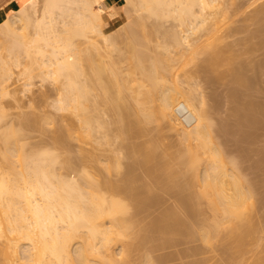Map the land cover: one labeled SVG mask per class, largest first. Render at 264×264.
Segmentation results:
<instances>
[{"label":"bare ground","instance_id":"obj_1","mask_svg":"<svg viewBox=\"0 0 264 264\" xmlns=\"http://www.w3.org/2000/svg\"><path fill=\"white\" fill-rule=\"evenodd\" d=\"M242 1L243 0H241V1L234 0V2H233V0H123V4L121 5V9H123L124 14L127 13V14H129L130 17H132L131 19L124 21V20L119 19L120 17H119V12H118V6H116L114 4V2H112L111 0H7V2L2 4V6L0 7V49H2L3 52L6 49L5 50V56H7V57H4V55L2 56L0 54V96L1 97L7 96V95L12 93L11 92L12 90L10 89V82H11L10 79L12 80L13 75L15 74L14 73L15 71H13V69L17 70L14 68V66L20 67L22 65V61H21L22 52L23 53L26 52L25 55H27V58H28V56L30 57V56L34 55L32 64L30 65V63H29V65L24 66V69L21 70L22 72H19V73L24 74L25 77H27V80H26L27 82L25 81V83L28 84V88L31 84H33V78L35 77V75H37L34 72L36 69H38L39 73L38 72L37 73L39 74V77L40 76L42 77V79L43 78L46 79L47 77L48 78L51 77V79L53 78V79H57V80L61 79L62 81L64 79V81L62 82L63 84H61L63 86H62V88H60V89H62V91L60 90L61 92L59 93V95H57L59 97L57 98V96H56L57 99H54V100H56V104L55 103H52V104L53 105L55 104V106H54L55 109H58L60 112H61V110L62 111L66 110V112H67V110L68 111L72 110L71 111L72 113L73 112H74V114L77 113L76 118H78L77 116L80 115L81 116V122H82L81 126L84 127V130L83 129H80V130L82 131V133L84 132L83 134L87 135V137H88V135L92 136L94 134V131L96 130V125L93 124L91 117L89 115V112H88L90 110L91 105L93 104V103L91 104L89 102L90 97H91L90 92L93 93V91H90L88 88V84H87L88 78L87 77H89V80H91V81H92V79L90 78L91 73L94 74L95 77H97L96 83L99 84V87H101L103 89V90L102 89L101 90L105 94H106V92L108 93V95L110 96V97H108L109 100H114L111 98H115V100L118 101L117 102L114 100L113 101L114 103L111 101L112 102L111 104H114V107H112V108L113 109L116 108L115 105H117L119 110L118 109H116V110H118V111H120L123 106H126L125 105L126 102L124 103V105L121 104L122 100L123 99L125 100L126 98L121 97V99L123 98L121 100V102H119V100H118L120 95L122 94V96H123L124 93L122 92L119 95H114L111 97L109 92L113 93L115 88H117L116 89L117 92H118V89H119V92L123 91V89L125 87L128 88V86H130L134 82L129 84V82H127L126 80L124 81L125 78L122 79V82L120 81L121 79L119 80L118 75H120V71L118 70L119 69L118 65H116L118 61L116 62L112 58H111L112 61H110L107 64H105L104 62H99V61H98L99 64H96V63L94 64L93 63L94 59L92 57H89L92 54L91 52L96 51L99 55H101L103 53V51H106L107 54L109 51L110 52L112 51V53H114V51H116V49H118V48H116L118 46V45L116 46V44L118 42L117 39L119 37H122V35H124V34L136 35L135 29H137V28H135L133 26L134 21H136L137 19L143 20L145 18H155L156 20L158 19L157 21L153 20L154 24L152 22L151 25H154V26H152V28L154 29V31H156V33H158L156 35L160 36L159 32L163 34L162 36H160V38L162 37L163 41L160 39V40H158L160 42L157 41L158 42L157 43L155 41L156 44H154L153 46H150L151 43L148 41L149 39L147 40L149 44H147V42L145 41L149 37L146 34L145 35L147 37L139 31V33H141V35H144L146 38L144 36H140L138 33L136 36L131 35L133 37V39L134 38L136 39L139 36L143 37V38L142 39L138 38L141 40L140 42H137L138 39L136 41L131 40L132 41L131 42L132 45L130 43L131 47L135 46L134 47L135 51H133L134 50L133 49V50H131V52L133 51L132 54L134 53L133 55H135V57H132L133 56L132 54H131L132 56H128V57L135 58V59L133 60L132 67L129 65V63H132V59H131V62L129 61L128 65L130 66V68H129L130 70L129 69L128 70L130 71V75L133 77V80L134 81L137 80L135 83H138V86H140L141 89L144 86L146 88H144V90L142 91L141 89H139V87L137 89V84H136L135 85L136 87L132 86L133 89H131L132 87L130 86L131 88L129 87V90H133L132 91L133 93L137 92V94H138L137 97L135 95L136 93H134L133 96L136 97V102L141 104L139 108L144 107V109L142 108L143 111H141V113L143 112L142 113L143 115L145 112L144 110L146 109V107L144 106L143 103L146 102V104L148 105L149 102H155L154 104H156V107H157V108L155 107L156 110L153 107L154 111L153 110L149 111V109H151V108H149V106H147L148 112H149L148 114L149 115L151 114L152 117L154 116V118H152V119L154 120L156 117H158L159 119L161 118L162 120H166L169 123V125L180 136L179 137L180 142H183V143H186L187 141L189 142V143L187 142L188 144L186 143V145H187L186 153L184 151L180 154L184 153L185 157L190 158L189 159L190 161L189 160L186 161L187 163L189 162V164H188L189 167H186V166H184V167H186L187 169H189L191 167V169L193 171H194V169L197 170V171H195V173L197 172L196 173L197 174L196 177L198 176L197 179L202 178L201 181L203 182L202 183L203 186L200 184L201 185L200 187L201 188L204 187L201 190V193L204 196L203 195H201V196H203V197L207 196L206 198H208L209 202H211L210 204L209 203L208 204L209 205L213 204L215 206V208H213V209H215V210L216 209L221 210L222 216L224 215V218H227V223H228V220H231L234 223L235 218H237L236 219L237 222L239 219L241 221L244 220V222H245V219H243V218L245 216H247V214H248L246 211L247 210L250 211V207H248V206H250V202H249L250 198L252 197L251 199H253V195L255 194V193L253 194V190L251 189L254 186H250L248 179H247V182H248L247 183L245 177H243L244 179L242 178L240 181L241 176L239 174H238L239 176L237 174L235 175V173H233V170H232V172H228L226 170L227 165L225 167V160L226 159H224V158L226 157L225 153L228 154V152H225L227 150L225 149L224 146H223L224 147L223 148L215 140L217 146L214 144L216 147L214 145H212L215 148L214 147H213L214 149L211 148L212 146L209 143L214 142L213 141V139H214L213 128H214V123H215L214 119L215 118L212 114L214 106L211 107V108H213L211 111V109H210L211 105L210 106L208 105V103L210 101H207V97L205 99V95H203V94H205V91H203L205 89L201 90L202 92H204L203 94L200 92V94L203 95L202 96V95H199V92H197L196 87L192 86L193 88H196V89H191L192 87L189 88V86L187 85L189 83V81H184V79L186 77H188L190 79L191 78L190 77L191 75L189 76L190 73L186 74L184 79H183V77H181L182 74L180 73L181 74L180 75L178 72H177L178 74H176V76H174L175 75L174 68L176 67V65H175L176 60L178 61V58L180 56L184 55L186 48L189 50L192 47L196 51V49L198 48L194 45L196 42L199 43L200 41H202V42L206 41V42H204V44L205 43L209 44V45H206L207 48L209 46L210 47L212 46L211 50L213 47H215L212 54L209 53L210 55H212V57L215 54H216L215 55L216 57H218L217 56L218 54H219V56H220V54H223L222 53L223 50H221L223 48L219 49L221 46L220 47L216 46L217 44L219 45V42H222V41H220V39L222 37L224 38V34L221 33L222 36L219 35L220 34L219 31L221 30L220 27L223 25L222 23H223L224 19L226 20V19H228V17L230 19V16H231L230 12L234 13L236 11L237 13L236 12L235 13L237 16V14H239L245 10V9L243 10V7H242L243 4L242 3L246 4L249 1L248 3L250 4V2L252 0L251 1L248 0L247 2H246V0L244 2H242ZM255 1L256 0H253L252 3L254 4ZM258 1H260V0H258ZM232 2H233V4H235V2H237L235 6H237V5L240 6V9H237L240 11L239 13L237 10L234 11L233 8L236 9V7L233 6V8H232V5H233ZM238 2H240V3L238 4ZM260 2H261V5H259ZM260 2L257 3V1H256V4H258L257 7L260 6V8H258L257 10H254L255 13H254V16L252 15L253 18L258 19L262 15V19H264L263 18L264 17V14H263L264 13V4H262L264 2H262V1H260ZM240 4H242V5H240ZM250 5H246V6H248V8H249ZM237 8H238V6H237ZM231 9H233V10L231 11ZM250 9L253 10V8H250ZM250 12H252V14H253V11H250ZM133 13H134V16H133ZM235 13H234V15H235ZM242 13L245 14V11ZM244 14H242V15H244ZM248 14H250V13H248ZM248 14H245L246 18L248 16ZM239 16H240V14H239ZM126 18H129V17L126 16ZM232 18L234 19V16ZM238 19H240V18H238ZM259 19H261V18H259ZM138 20H137V22H138ZM169 20H170V23H171V20H173V21H172L171 25L167 26L166 21H169ZM252 20H254V19H252ZM175 21L177 22V24L175 23ZM230 21H232V20H230ZM235 21H236V18H235ZM255 21H257V20L255 19ZM109 22H115V25L117 27L112 31H105V24L109 23ZM146 22H149V21H147V19H146ZM232 22H234V20ZM258 22H259V20H258ZM149 23H151V22H149ZM173 23H175V24H173ZM259 23H260L259 27H261V28H259L258 31H260V30L262 31L264 29V25L262 24V26H261V21ZM142 24H144V23L141 22V25ZM224 26H225V24L223 25V27ZM138 27H140V26H138ZM142 27H144V25H142ZM238 28H239V26H238ZM231 29L233 30L234 28L231 27ZM32 30H33V32H31ZM140 30H144V29H140ZM232 30H231V32L233 33V32H235V30L237 31L238 29L236 27L234 31H232ZM133 32H135V33H133ZM231 32L230 33L228 32L229 35L231 34ZM30 33H31V36H30ZM147 33H149V31H147ZM263 33L264 32H262V35H264ZM130 35H128L129 36L128 39H130ZM149 35H150V33H149ZM193 37L195 38V40H193L194 39ZM201 38L202 39L205 38V40H202ZM225 38H224V40H225ZM262 38H264V36ZM82 39H83V41H82ZM143 39H145V40L143 41ZM199 39H201V40H199ZM78 40H79V42L80 41H82V42L79 43ZM133 42H137V44H139L140 46L136 45V43H133ZM82 43L84 45L86 44L85 45L86 47H84V46L82 47L81 46V45H83ZM133 44H135V45L133 46ZM192 44L195 46V48L192 46ZM214 44H216V45H214ZM125 45H127V44H125ZM201 45L203 46V44H201ZM136 46H138V48ZM197 46H199V44ZM188 47H190V48H188ZM200 47L201 46H199V48ZM114 48H116V49L114 50ZM123 48H121V49H123ZM217 48H218V52H217ZM121 49H119V50H121ZM182 49H184V52ZM192 50H190L191 51L190 56H192ZM194 50H193V54L195 53ZM220 50H221V53L219 52ZM125 51H126L125 53H127L128 50L126 49ZM151 51L154 53H151ZM200 51L202 53V50H200ZM207 51H208V49H207ZM207 51H206V53H207ZM0 52H2V51L0 50ZM6 52H7V54H6ZM177 52H179V53L181 52L180 53L181 55H179V53H177ZM189 52H187V53H189ZM82 53H84V54H82ZM85 53L90 54V55L85 56ZM128 53H130V52L128 51ZM185 54H186V52H185ZM178 55H179V57H178ZM195 55H193V56H195ZM235 55H233V56H235ZM111 56H112V54H111ZM185 56H187V54ZM188 56H189V54H188ZM215 56L213 57L214 60L216 58ZM103 57H106V56H103ZM108 57H109V55H108ZM212 57L210 56V58H212ZM80 58H82L81 61L85 60V61H83V63L84 62L86 63L88 61V59L93 63L92 64L89 61V63H91V65L88 64L91 66V67L88 66L89 72H88V69L86 68L87 64H85V66L83 64H81L82 62H80ZM213 58H212V60H213ZM241 58H240V60H241ZM180 59L183 60L184 58L181 57ZM180 59H179V61H180ZM235 59H237V58H235ZM96 60H98V59H96ZM108 60H109V58H108ZM124 60H125V58H124ZM126 60H125V63H126ZM185 60L186 59H184V61ZM207 60L212 61L209 58ZM231 60H232V58H231ZM105 61H107V59ZM120 61H121V59H120ZM179 61H178V63H180V65H182L181 61L180 62ZM240 62L238 63L239 64L238 66H237V63L231 65V67L235 65L236 69L232 68V71L235 70L234 71L235 74L234 73L233 74L236 77H239L241 75L242 71L244 72V67H242V66H245L244 61H240ZM118 63H120V62H118ZM121 63H120V65H121ZM212 63H214V62H212ZM240 65H242V66L240 68L241 70L239 71V69L237 67H240ZM207 67H208V65H206V68ZM179 68L180 67L177 68L178 71H179ZM184 73H186V72L184 71ZM89 74H90V76H88ZM138 74H139V78H137ZM243 74L245 75V73H243ZM106 75H108V76H106ZM172 75L175 78H172L171 77ZM109 76H110V79H108ZM241 77L243 78V76L239 77V82L242 81V80H240ZM172 79H174L175 82H170V81H173ZM247 79H246V83H247ZM47 80H49V79H47ZM183 82H187V83H185L186 85L185 84L183 85ZM90 83H91L90 87L92 88V86H91L92 82H90ZM170 83H173L174 85H172V84L170 85ZM93 85H95V84H93ZM198 86H199V84H198ZM95 87L96 86H94V88ZM96 90H98L97 87H96ZM116 90H115V92H116ZM198 91H199V89H198ZM92 93H91V95H92ZM233 94H235V93H233ZM44 95H43V97H45ZM106 95H105V98H106ZM117 96H119L118 99H117ZM142 96H145V98H143ZM206 96H208V95L206 94ZM240 96L241 95H239V97ZM91 98H93V97H91ZM233 98H237V96L233 97ZM233 98H232V100H234ZM92 100H94V99H92ZM103 100H105V99H103ZM127 100H129V99H127ZM134 100H135V98H134ZM240 100H242V99H240ZM251 100H249V101H251ZM115 102L118 104H115ZM241 102H240V104H241ZM245 102L246 101H244V103ZM256 102H254V103L248 102L249 104L251 103L250 107H251L252 111L256 106L255 105ZM2 103L4 104V102H2ZM96 103H98V102H96ZM142 104H143V106H142ZM149 104L152 107L153 104L152 103H149ZM98 105H97V107H98ZM253 105H254V108H252ZM153 106H155V105H153ZM180 106H183L189 110V116L188 117L191 121L190 124H184L183 121L180 119L179 115L177 114L178 107H180ZM93 107L94 106L92 105V108ZM235 107L237 108L236 104H235ZM258 107H259V105H258ZM262 107L263 108H261V106H260V108L263 109V111H264V104L262 105ZM128 108H129V106H128ZM139 108L137 109L138 112H140ZM1 110H0V264H123L121 260H124L123 257L126 255L125 254V248L124 249L122 248V250L120 251L121 253L123 252L125 255H122V257L119 259V257L117 256L119 252H118V250L114 251L112 249L113 246L111 245V242L114 241V239L116 241L119 240L120 238L122 239L123 236H125L126 234L128 235L127 229H131V231L129 230L131 233L132 229L134 230L135 227L130 228L131 223L129 222L130 219H128L129 215H128V217L126 216V214L128 212L127 207L129 205L125 206V204L122 203L123 201H119L120 199L117 198V196H116V198H114L112 196L109 197V195H111V194H109V192L114 193V191H115V193L117 194V191H119V190H113V188H116L117 185L114 186V185L109 184L108 183L109 180H107L108 182H106L104 180L100 181V179L97 178L100 175L98 176L97 174H96L97 175L96 179H99V180H98V182H96L97 180L94 181L93 176L90 177L91 176L90 174L92 171L90 172V174L89 173L87 174V173H85L86 170L83 171V169H82V171H83L82 172L80 168H77L78 165L74 164L75 162L77 163V160L74 161L72 159V157H71V159H72V161H74V163L69 160L70 159L69 157L66 160L65 159L62 160L60 157V155L62 153L57 154L58 150L55 149V150H57V152H55V150H53L54 148L50 147L51 143L49 144V146H44V148L43 147H38V148L36 147L37 148L36 149L35 147L31 146L30 147L31 149H30L29 147H27V141H29V139L28 140L26 139L27 138L26 135H27V133H29L28 132V130H29L28 126L31 127V125H29V124H31V121H32L31 117L32 116L30 117L27 114L31 120L28 118V116H26V117L23 116V119L22 118L20 119L21 122L18 120L19 121L18 122L19 125H18L16 123H14V121L10 122V123L7 122L6 119H4L5 118L4 116H6V115L3 116V114H5V113H3V111H1ZM3 110H5V109H3ZM58 110L55 113H58ZM251 110L249 109V112ZM152 111L155 113L154 115L152 114ZM232 111L235 112L234 109ZM7 112H8V110H7ZM66 112H64V113H66ZM122 112H121V115H120V112H118L121 117H122V115L124 116L125 111L123 113ZM128 112H129V110H128ZM157 112L159 113V115L157 114ZM238 112H237V114H238ZM241 112H242V114L244 113L243 111H241ZM59 113H58V115H61ZM64 113H63V115H64ZM68 113H70V112H68ZM145 113H147V112H145ZM129 114H127V115H129ZM148 114L147 115L145 114L147 116V118L151 116V115L148 116ZM156 114H157V116H155ZM263 114H264V112H263ZM127 115H125V116L128 119ZM35 116H36V114H35ZM65 116H66V114H65ZM260 116H259V118H260ZM67 117H68V115H67ZM247 117L250 118L248 116V114H247ZM261 117L264 118L263 115ZM39 118H41V117L39 116ZM68 118H70V116ZM141 118H143V117H141ZM144 118H145L144 120H146V117H144ZM33 119L35 120L36 118H33ZM61 119L62 118L60 117V120ZM125 119H124V121H125ZM129 119H131V118H129ZM156 119H155V121L158 120V119L157 120ZM38 120L41 121L40 119H37L36 122H38ZM72 120H70L69 122L72 123L71 122ZM74 120H75V122H77L76 119H74ZM122 120H123V118H122ZM257 120L258 119H256V121ZM49 121L50 120H47V122H49ZM53 121L56 122V120H54V118H53ZM64 121L66 123L68 120L67 121L64 120ZM64 121L62 119V122H64ZM253 121H255V120H252V122ZM39 123L40 122H38L37 124H39ZM44 123H46V122L44 121ZM74 123H72V124H74ZM78 123L79 122H77L76 124H78ZM67 124H68V126H70L68 122H67ZM67 124L66 125L64 124V126H67ZM76 124H74V125H76ZM104 124L105 123H103V125ZM256 124H257V122H256ZM35 125L33 127H35ZM124 125H123V129L126 126V125L125 126ZM26 126H27L28 130L26 129ZM36 126H38V125H36ZM43 126H44V124H43ZM68 126L66 129L69 128ZM57 128H60V127H57ZM126 128H128V126ZM218 128H220V127H218ZM25 129L27 130V132H25L26 131ZM31 129H33V128H31ZM66 129H65V131H66ZM76 130H78V129H76ZM214 130H215V128H214ZM69 131H71L70 128H69ZM81 131L79 133H81ZM54 132H55V130H54ZM66 132H68V130ZM212 132H213V134H212ZM70 133H69V135L72 136V133L76 135L78 133V131H77V133H75V132H73V129H72V132H70ZM79 133H78V135H79ZM54 136L55 135H53L52 138H54ZM97 137L98 136L96 135V138ZM216 137H218V136H216ZM103 138H100V139L97 138V140L102 141ZM49 139H51V138H49ZM58 139L59 138L57 136L56 139H54L55 142L58 141ZM63 139H64V137H63ZM207 139H208V141H207ZM60 140H59V142H60ZM68 141H69V137H68ZM68 141H67V146L69 144ZM184 141H186V142H184ZM48 142H47V144H48ZM193 142L195 143V145ZM206 142H209V143L206 144ZM218 142H219V140H218ZM219 143L222 144L221 142H219ZM38 144H40V143H38ZM64 144H66V143H64ZM100 144H102V143L100 142ZM57 145H58V143H57ZM32 148H35V149H32ZM69 148L70 147H68V150H69ZM151 148H152V146H151ZM203 148L206 149V151ZM65 149H67V148H65ZM150 150H152V149H150ZM183 150H184V147H183ZM183 150L181 149L180 151H183ZM201 150H204L205 152H207V154H209V155H207V156H209V158L211 155L212 158H210V159H212L213 161L212 160L211 161L209 160V162L206 161V163L204 164L205 169L204 170L201 169V171H200L199 168H200V166H202V165H200V163H202V161L200 159L201 155L199 154V152L201 154L204 153V152L202 153ZM210 150H212L213 152ZM87 154L89 155V153H87ZM90 154H91V151H90ZM98 154H100V153H98ZM180 154H179V158H181ZM187 154H188V156H186ZM83 157H84V155H83ZM152 157L154 158V156H152ZM185 157L182 160L186 159ZM202 157H203V155H202ZM80 158H82V156ZM92 158H93V156H92ZM148 158L150 159L151 157H148ZM227 158H228V160H227V164H228L229 157L227 156ZM78 159H79V157H78ZM204 159H207V158H204ZM231 159H232V157L230 158V161H231ZM97 160H99V158ZM217 160H218V162H217ZM80 161H81V159H80ZM80 161L78 160V163H80L82 165L83 163H81ZM149 162H148V164H149ZM233 162H237V161H233ZM187 163H185V164H187ZM93 165L96 166L95 163ZM182 165H184V164H182ZM228 166H231V165H228ZM65 167H71V170L74 169L73 170L74 172H71L70 174H65L66 172L65 173L61 172L62 171L61 168L63 169ZM184 167H183V169H184ZM234 167L235 166H233V168ZM129 168H131V167H129ZM144 168H145V166H144ZM133 169H134V167H133ZM229 170H230V168H229ZM234 170H236V168H234ZM127 171L129 172V169ZM158 171H160L159 168H158ZM199 171L202 173L200 174ZM72 173H74L75 175L74 174L72 175ZM129 173H132V172H129ZM141 174H143V173H141ZM111 176H112V174H111ZM126 176H125V178H126ZM128 176H129V174H128ZM101 178L104 179L103 176ZM105 178H106V176H105ZM145 178H146V176H145ZM192 178H191V181L193 180ZM103 181H104L103 184L105 185V182H106L107 186L109 187L110 191L107 190V191H109L108 193L105 191L108 195L105 193H102V185H103L102 182ZM143 181H145V180H143ZM194 181L196 182V180H194ZM201 181L199 179V182H201ZM190 182H188V183H190ZM245 182L249 186L247 184L245 185ZM114 183L116 184V182H114ZM107 186L105 185L104 187L106 188ZM128 186H130V185H128ZM182 186H185V184ZM110 188H112V190ZM191 188H193V187H191ZM137 189H138V187H137ZM126 190H127V188H126ZM131 190H132V188H131ZM190 190H189V193H190ZM140 191H143V190H141V187H140ZM254 191H255V189H254ZM132 192H133V190H132ZM191 192H193V190ZM119 193H121V192H119ZM141 193L142 192H140V195H142ZM184 193H185V191H184ZM191 194H193V193H191ZM115 195H113V196H115ZM124 196H125V194H124ZM135 196L137 197V194ZM196 196H197V194H196ZM120 197H121V195H120ZM131 197H133V196L131 195ZM140 197H139V199L141 200ZM149 197H151V196L149 195ZM129 198L130 197H128L126 199L130 200ZM206 198H203V199H206ZM136 199H138V198H136ZM136 199H135V201H136ZM160 202H163V201H160ZM254 202L256 203V200H254ZM141 203H139V204H141ZM190 203H192V202H190ZM251 203H253V201ZM129 204L131 205L134 203L131 202ZM135 205H137V203H135L134 206ZM171 205L173 206L172 203H171ZM185 205H186V203H185ZM213 205H211V206H213ZM152 206H154L153 203H152ZM155 207H157V206H155ZM190 208L191 207H188L189 210H190ZM173 209H175V208H173ZM215 210H213V211H215ZM253 210H252V212H253ZM131 211H132V209H131ZM161 211H162V209H161ZM168 211H170V210H168ZM178 211L180 212V214L182 213L180 210H177V212ZM158 212H160V211H158ZM171 212H170V214H171ZM178 213L175 212V214H177V215H178ZM161 214H164V213H161ZM139 215H140V213H139ZM165 215H163L164 218H166ZM215 215H217V214H215ZM251 215L252 214L249 215L250 217L247 216L248 217L247 219L251 218ZM159 216H158V218H159ZM178 217L180 218L181 216L179 215ZM173 218H175V217H173ZM182 218H183V214H182ZM134 219H135V217H134ZM142 219H144V218H142ZM149 219H148V221H149ZM167 219H168V217H167ZM183 219H185V217ZM215 219H216V217H215ZM221 219H223V218H221ZM136 220L134 222H137ZM152 220H153V218L150 219V221H152ZM179 220H177V221L178 222L182 221V220L181 221H179ZM240 220H239V222H240ZM131 221H133V220H131ZM183 221H185V220H183ZM215 221L217 222V220H215ZM231 221H229L231 223V224L229 223L230 225H232ZM252 221H253V219H252ZM158 223L159 222H157V224ZM162 223H164V222H161L160 225H162ZM132 224H135V223H132ZM139 224H141V220H140ZM177 224H180V226L182 225V223L176 222V225ZM229 224H227V225H229ZM166 225L164 223V225H162V227H164ZM171 225H173V224H171ZM134 226H136V225H134ZM141 226H142V224H141ZM141 226H139V227H141ZM232 226H231V229H232ZM209 227H210V225H209ZM234 227H236V226H234ZM186 228H187V226H186ZM207 228H208V226H207ZM166 229H168V228H166ZM140 230H142V229H140ZM171 230H173V229H171ZM166 231H165V234H167ZM201 231H202V229H201ZM157 232H158V230H157ZM161 233H162V231H161ZM229 235H230V233H229ZM144 236L146 237V235H144ZM207 236H208V234H207ZM243 236H245V235L243 234ZM138 237H141V236H138ZM201 237H202V235H201ZM240 237L241 236H239V238ZM154 238H157V237H154ZM165 238H167V237H165ZM142 239H145V238H142ZM157 239H159V238H157ZM160 239H161V237H160ZM160 239H159V241H160ZM164 240H166V239H164ZM208 240H209V237H208ZM116 241H115V243H117ZM171 241H173V238H171ZM141 242H143V241H141ZM239 242H240V239H239ZM118 243H119V241H118ZM182 244H184V243H182ZM74 245H76V246H74ZM162 245H160V246H162ZM178 245H180V244H178ZM158 251L159 250L156 249V252H158ZM159 254H161V253H159ZM119 255H120V253H119ZM149 255H151V254H148V257H149ZM146 256L147 255H145V257ZM171 260H173V259H171Z\"/></svg>","mask_w":264,"mask_h":264},{"label":"rangeland","instance_id":"obj_2","mask_svg":"<svg viewBox=\"0 0 264 264\" xmlns=\"http://www.w3.org/2000/svg\"><path fill=\"white\" fill-rule=\"evenodd\" d=\"M238 1H241V0H238ZM244 1L245 0H243L242 2H244ZM247 1L248 0H246V2ZM256 1H257V3H259L260 1L264 2L263 0H260V1L256 0ZM256 1L253 4L252 3L253 0H252L250 2L251 5L248 3L249 1L247 3L245 2L246 4L241 2L243 5L242 4H240V5H242L243 10L245 9L244 10L245 14H248V13L251 14V15L248 14L249 17L247 16V18H246V15L244 13H242L244 11L241 12L244 15L239 13L240 11L237 9H240V6L237 5L238 6V8H237V6H235L237 2H235V4H233V2H234V0H233L232 8H233V6L236 7V9L233 8L234 11L237 10L238 13L240 14V16L241 15L242 16L240 17L239 14H237V16H236L237 12L235 11L236 12L235 13L233 11L235 13V15H234V13L230 12V15H231V16L229 15L230 19L228 17V19L223 20V23L221 22L223 25L225 24V26L223 27V25L221 24L222 26L220 27L221 30L219 31L220 32L219 35H221V33H222V34H224V38L225 37L226 38L224 40V38L222 37L220 39V41H222V42L218 41L219 45L218 44L217 45L214 44V45H216L218 47L221 46L219 49L223 48V49H221V50H223V52H222L223 54H220V56H219V54L217 53L218 52V48H217L216 53L218 54L217 55L218 57H216L215 56L216 54L214 53L215 55L214 54L213 55L216 57L214 60V58H213L214 56L212 57V55H210V54H212L215 47H213L211 50L212 46L211 47L209 46L210 48L209 47L207 48L206 45H209V44H206V43L204 44V42H206V41H204V42L200 41L199 43L196 42L197 44L195 43L194 45L198 48H199V46H201L202 48L200 47L199 49L202 50V53L198 48L195 51L191 47L195 52L193 54V50L190 47H188L190 49L189 50L187 48H186L187 50L185 49V52L187 54V56H185L186 54L184 52V49H182L184 52V55L179 57V55H181L180 53L182 51L180 53L177 52V53H179L178 61L181 57H183L186 60L184 61V59L183 60L180 59L182 65H180V63H178V61L176 60V63H175L176 67L174 68V71H175L174 76H176V74H178V73L179 74L181 73L182 74L181 77H183V79H184L186 74L190 73L189 76L191 75L190 76L191 78L189 79L188 77H186L184 79V81H189V83L187 84L189 86V88H191L192 86L196 87L197 89L193 88V87L191 89H196L197 92H199V95H202L204 92H202L201 90L205 89V90H203V91H205V94H203V95H205V99L207 97V101H210L208 103V105L209 106L211 105L210 106L211 111L214 108L213 112H212V114L215 118L214 119L215 130L213 128L214 134L212 132V134L214 135V139H213L214 142H210V143L206 142V144L209 143L211 146L214 144L216 145V142H215V140H216L220 146H222V147L224 146L225 149L227 150V151H225V150L224 151L228 152V154L225 153L226 157L224 158V159H226L225 160V167L227 165L226 170L228 172H232V170H233V173H235V175L239 174L241 176L240 181L243 177H245L246 182L248 179L249 185L254 186L251 189L253 190V194L254 193L255 194L253 195V199H251L252 197L250 198V200H249L250 206H248V207H250L251 212L248 210L246 211L249 215L250 214H252V215H251V218L247 219L248 218L247 216H249L247 214V216H245L243 218V219H245V222H244V220L241 221L240 219H239L240 222H239V220L237 222L236 221L237 218H235V221L233 220L234 223L231 220H228V223H227V218H224V215L222 216L221 210L213 209V208H215V206L213 204H211V205H213L214 207L209 205L211 202H209V199L206 198L207 196L203 197L204 195L201 193V190L204 188V187L203 188L200 187L203 183L201 181L202 178H199L201 181V182H199V179H197L198 176L196 177L197 172L195 173V171H197V170L194 169V171H193L191 169V167L189 169L186 168V167H189L188 166L189 162L187 163L186 161H188L190 158L185 157L184 153L180 154L184 151L186 153V150H187L186 143L188 141L187 142L184 141L186 143L180 142V139H179L180 136L169 125V123L166 120H162L161 118H160L161 119L160 120L158 117H156L158 120L155 118L157 121H155V119L154 120L152 119V118H154V116L152 117L151 114H150L151 116L148 114L149 112H148L147 106H149V108H151V109H149V111L153 110L156 107V104H154L155 102H149V103H152L153 105H155V106H153L151 104L152 107L150 106L149 103H148V105L146 104V102L143 103L147 109V110L146 109L144 110L147 113L144 112V115H143L142 114L143 112L141 113V111H143L142 108L144 109V107L139 108L141 104L136 102V97L138 95L137 92H134V93H136L135 94L136 97H134L133 96L134 93L132 92L133 90H129L130 86L136 87L135 86L136 84H137V89H138V87H139V89H141L140 86H138V83H135L137 80H135V81L133 80V77L130 75V71H129L130 66L132 67L133 60L135 59V58L128 57V56H132L134 54V53L132 54V52L135 51V49H134L135 44H133L134 47H131V45H132L131 40L136 41L138 38L142 39L143 37H140V36H144L145 34L149 37L146 40L143 39V41L145 40L147 42V44H149L148 43V41H149L151 43L150 46H153L154 44H156V42L158 40H160V39L162 40V37L160 38V36H162L163 34L159 32L160 36L156 35L158 33H156V31H154V29L152 28V26H154V25H151L153 20L154 21L156 20L155 18H145L143 20L137 19L138 22H137V20L134 21L133 26L137 29H135L136 33L135 32H133V33H135L136 35L138 33L140 36L139 37L137 36L138 38L133 39L132 36L134 34H131L132 36L130 34L122 35V37H119L117 39L118 42H117L116 46L117 45L118 46L116 48H118V49L114 48V50L116 49V51H114V53H112V51L111 52L109 51L110 53L108 52V54L106 51H103V53L105 52L104 53L105 55L103 53L101 55H99L96 51H92L91 55L85 53V56L90 55L89 57H92L94 59V62H93L94 64L95 63L99 64V62H104L105 64H107L110 61H112L111 58L116 62L117 61L120 63L122 62L121 63L122 66L118 62L116 64V65H118V68H119L118 70L120 71V75H118L119 80L121 79L120 81L122 82V79L125 78L124 81L126 80L127 82H129V84L134 82L133 83L134 85L131 84L130 86H128V88L125 87L123 89V91L119 92V89H118L119 93L116 90L117 88H115L117 93L115 92V90L113 91V93L109 92L111 97L114 95H119L122 92L124 93L123 96H122V94L120 95V97L117 96V99L119 97L118 100H119V102H121V100L123 98H126L125 100L123 99L122 103H121L122 105H124V103L126 102L125 103L126 106H123L121 108V110L118 111L119 108L117 107V105H115L116 108L113 109L112 107H114V104H111L115 100V98H111L114 100H109L108 97H110V96L108 95V93L106 92V94H107L106 95L102 91L103 89L101 87H99V84L96 83L97 77H95V75L90 72L91 73L90 78L92 79V81L89 80V77H87L88 78L87 84H88L89 90L93 91V93L90 92V96L93 98L90 97L89 102L91 104L93 103L92 105L94 107L92 108V105H91L90 110L88 112H89V115L91 117L93 124L96 125V130H97V131L96 130L94 131V134L92 135L93 137L89 136V135L87 137V135L83 134L84 132L82 133V131L80 129L84 130V127L81 126L82 125L81 116L78 115L77 116L78 118H76V115H77L76 112H75L76 114H74V112L73 113L71 112L72 110H69V111L67 110V112H66V110H63V111L61 110V112H62L61 113L58 109H55L54 106L56 104V100H54V99H57L59 97L57 95H59V93L62 91V89H60V88H62V86H63V85H61V84H63L62 82L64 81L63 78H62L63 81L61 79L60 80L53 79V78L51 79V77H49V78L47 77L46 79H44V78L42 79L41 76L39 77L38 69H36L34 72L37 75H35V77L33 78V84H31L32 86L30 85L28 88V84L25 83V81L27 80V77H25L24 74L19 73V72H22L21 70L24 69V66L29 65V63H30V65L32 64L34 55H32L30 57L28 56V58H27V55H25L26 52H24V53L22 52L21 61H22L23 66L22 65L20 67L17 66L18 68L16 66H14V68L17 70L13 69V71H15L14 72L15 74L13 75L12 80L10 79V81H11L10 82V89L12 90L11 91L12 93L7 95V96H2V97L0 96V101L2 100L0 102V107H1L0 110L2 109L1 111H3V113H5V114H3V116L6 115V116H4L5 117L4 119H6V121L9 123L14 121V123L18 124L19 121L21 122L20 119L21 118L23 119V116L24 117H26L28 115L30 117L32 116L31 117V119H32L31 124H29V125H31V127L28 126L29 130L27 129V126H26V129L29 132L26 135V137H27L26 139L27 140L29 139V141H27V147L30 148L32 146L35 148L36 147L37 148L38 147L44 148V146H49V144L51 143L50 147L51 148L53 147L54 148L53 150L57 149L58 152H57V150H55V152H57V154L62 153L60 155L62 160H64V159L66 160L69 157L70 161H72V159L74 161L77 160V163L76 162L74 163V161H72V162L74 164H77L78 165L77 168H80L81 171H82V169H83V171L86 170L85 173H87V174L88 173L90 174V172L92 171L90 174L91 175L90 177L93 176L94 181L97 180L96 182H98V180L100 179V181L104 180V181L108 182L107 180H109V182H108L109 184L114 185V186L117 185L116 186L117 189L113 188V190H119V191H117V194L119 192H121V193H119L118 195L115 193V191H114V193L109 192L110 191L109 187L107 186V184L105 182V185L108 187V188L106 187L107 188L106 189L104 187L105 185L103 184L104 183V181H103L102 182V184H103L102 185V193L107 194L109 192V194H111V195H109V197L112 196V197L116 198V196H117V198L120 199L119 201H123L122 203H124L125 206L129 205L127 207L128 212H127L126 216L128 217V215H129L128 219H130L129 222L131 223V224L129 223L130 228L135 227V229L134 230L132 229L131 233H130L131 229H127L128 235L126 234L125 236L122 237V239L120 238L117 241L114 239V241L111 242V245L113 246L112 249L114 251L118 250V252L120 253V255H119V253L117 255L119 257V259L122 257V255L126 254L123 257L124 260H121L123 264H264V118L261 117L262 115L264 117V114H263L264 111H263V109H261V108H263L262 105L264 104V38H262L264 36V35H262V32H264V29L262 31L261 30L258 31L259 28H261V27H259V25H260L259 22L261 21V26H262V24L264 25V23H263L264 19H262V15H261V17H259L261 19L253 18L254 13H255L254 10H257L258 8H260V6L257 7L258 4H256ZM6 2H7V0H0V7L2 6V4L6 3ZM239 3L240 2H238V4ZM122 4H123V0H119V2L116 4V6H118V12H119V17H120L119 19L127 21L128 19H131L132 17H130L129 14H127V13H126L127 15L124 14L123 9H121ZM262 4H264V3H262ZM246 5H250V7L248 8V6H246ZM259 5H261V2ZM250 8H253V10ZM233 9H231V11ZM249 10L253 11V14ZM125 15L128 16L129 18H126ZM133 16H134V13H133ZM233 16H234V19L232 18ZM235 18H236V21H235ZM238 18H240V19H238ZM146 19H147V21H149L151 23L146 22ZM252 19H254V20H252ZM255 19L257 21H255ZM230 20H232V21L234 20V22H232ZM258 20H259V22H258ZM140 21L142 23H144V24H142V25H144V27H142ZM172 21L173 20H171V23H172ZM166 22L165 23L167 24V26L171 25L170 20L166 21ZM175 23L177 24L176 21H175ZM175 23H173V24H175ZM153 24H154V22H153ZM138 26H140V27H138ZM238 26H239V28H238ZM116 27L117 26L115 25V22L106 23L105 24V31H112ZM231 27L234 29L232 30ZM236 27L238 29L237 31L235 30ZM140 29H144L146 32L144 30H140ZM231 30L232 31L235 30V32L232 33ZM139 31L144 35H141V33H139ZM147 31H149L150 35H149V33H147ZM31 32H33V30ZM228 32L229 33L231 32V34L229 35ZM128 35H130V39H128V37H129ZM136 35H134V36H136ZM30 36H31V33H30ZM201 39H199V40H201ZM79 40H78V42H79ZM193 40H195V38ZM202 40H205V38ZM82 41H83V39H82ZM82 41H80V42H82ZM140 41H141L140 39L137 40V42H140ZM137 42H133V43H136V45H139V44H137ZM158 42H160V41H158ZM124 43L127 45H125ZM130 43H131V45H130ZM200 43L203 44V46ZM198 44H199V46H197ZM85 45L83 44L81 46L86 47ZM194 45L192 44V46L195 48ZM136 47L138 48V46H136ZM121 48H123V49H121ZM125 48L130 53H128V51H127V53H125L126 52ZM119 49H121L122 51ZM207 49H208V51H207ZM0 50L2 51V52H0V54L2 56L4 55V57H7V56H5V50L6 49L4 50V52L2 49H0ZM131 50H133V51L131 52ZM190 50H192V56H190L191 55ZM221 50L219 51L220 53H221ZM152 51H151V53H154ZM206 51H207V53H206ZM187 52H189V53H187ZM6 54H7V52H6ZM82 54H84V53H82ZM111 54H112V56H111ZM188 54H189V56H188ZM235 54L236 55L238 54L239 56L238 55L236 56ZM108 55H109V57H108ZM193 55H195V56H193ZM233 55H235V56H233ZM103 56H106V57H103ZM210 56L213 58V60H212V58H210ZM132 57H135V55H133ZM234 57L237 59H235ZM95 58L98 60H96ZM108 58H109V60H108ZM124 58H125V60L127 59L126 63H125ZM208 58L212 61H208L207 60ZM231 58L233 61L231 60ZM240 58H241V60H240ZM106 59L108 62L105 61ZM120 59H121V61H120ZM131 59H132V63H129V61L131 62ZM81 60H82V58H80V62H82L81 64H83L84 66H85V64H87L86 65L87 69L89 67H91L90 65L92 62L89 59L86 63L85 62L83 63V61H85V60H83V61H81ZM89 61L91 63H89ZM186 61L187 62L189 61V62L187 63ZM240 61H244L245 66H242L243 65L242 64V65H240V67H237L239 65L238 63ZM212 62H214V63H212ZM128 63L130 66L128 65ZM236 63H237L236 67L239 69V71L241 70L240 69L241 66L244 67V72L243 71L242 72L245 73V75L241 72L240 76H243V78L242 77L240 78V80H242L240 82H239L240 76L236 77L234 75L235 70L232 71V68L236 69L235 65L231 67V65L236 64ZM88 64H90V65H88ZM206 65H208L207 68H206ZM177 66L180 67L179 71L177 70V68H178ZM184 71L186 73H184ZM88 72H89V69H88ZM88 76H90V74ZM106 76H108V75H106ZM171 77L175 78V77H173V75ZM137 78H139V74H138ZM47 79H49V80H47ZM108 79H110V76L108 77ZM246 79H247V83H246ZM172 80L173 81H170V82H175L174 79H172ZM90 82H92V85H91L92 88L90 87V84H91ZM185 83H187V82H183V85ZM93 84H95V85H93ZM171 84L174 85L173 83H170V85ZM198 84H199V86H198ZM94 86H96L98 90H96V87L94 88ZM144 88H146V87L144 86L141 90L143 91ZM131 89H133V87ZM198 89H199V91H198ZM200 92L202 94H200ZM91 93L93 96L91 95ZM233 93H235V94H233ZM206 94L208 96H206ZM238 94L241 96L239 97ZM43 95L45 97H43ZM105 95H106V98L108 100L105 98ZM56 96H57V98H56ZM236 96H237V98H233ZM121 97H123V98L121 99ZM133 97L135 98V100ZM142 97L145 98V96H142ZM102 98L105 100H103ZM232 98L234 100H232ZM92 99H94V100H92ZM127 99H129V100H127ZM240 99H242V100H240ZM249 100H251V101H249ZM115 101H117V100H115ZM239 101L240 102L242 101L241 104L242 105L244 104V105L242 106ZM244 101H246L245 102L246 104L244 103ZM2 102H4V104ZM96 102H98V103H96ZM248 102H251V103L256 102L255 108H254V105L252 107V108H254L253 109L254 112L251 110V107H250L251 103L249 104ZM52 103H55V104L53 105ZM115 104H118V103L115 102ZM143 104H142V106H143ZM235 104H236L237 108L235 107ZM97 105H98V107H97ZM127 105L129 106V108ZM258 105H259V107H258ZM260 106H261V108H260ZM137 107L139 108L140 112H138ZM211 107H213V108H211ZM156 108H155V110H156ZM3 109H5V110H3ZM116 109H118V110H116ZM127 109L129 110V112ZM233 109L235 110V112L232 111ZM249 109L251 110L250 112H249ZM7 110H8V112H7ZM57 110H58V113L60 112L59 114H61V115H58V113H55ZM117 111L120 112V115H121V112L123 111L124 116L122 115V117H121ZM153 111H152V114L154 115L155 113ZM241 111H243L244 113L242 114ZM64 112H66V113H64ZM68 112H70L71 114ZM237 112H238V114H237ZM63 113H64V115H63ZM126 113L127 114L130 113V114L127 115ZM35 114H36V116H35ZM65 114H66V116H65ZM145 114L146 115L148 114V116H150V117L147 118V116ZM157 114L159 115L158 112H157ZM157 114L155 116H157ZM247 114L250 118L247 117ZM67 115H68V117L70 116L71 119L68 118ZM125 115H127L128 119L126 118ZM29 116H28V118H29ZM39 116L41 118H39ZM259 116H260V118H259ZM60 117L63 119V121L68 120L67 122L69 123L70 126H68L67 122L66 123H65V121L62 122V119L60 120ZM141 117H143V118H141ZM144 117H146V120H144L145 119ZM254 117L258 120L256 121V119ZM33 118H36V119L34 120ZM53 118H54V120H56V122L53 121ZM122 118H123V120H122ZM129 118H131V119H129ZM37 119L41 120V121L38 120V122H40L39 124H37L38 122H36ZM69 119L70 120L73 119L71 121L72 123L75 122L74 119H76L77 122H79V123L76 124L77 122H75L74 124H76V125H74V124L69 122L70 121ZM124 119H125V121H124ZM47 120H50V121L47 122ZM252 120H255V121L252 122ZM44 121L46 123H44ZM256 122H257V124H256ZM103 123H105V124L103 125ZM35 124L38 126H36ZM43 124H44V126H43ZM64 124L65 125L67 124V126L70 128L71 131H69V128L66 129L67 126H64ZM34 125H35V127H33ZM123 125L125 126L124 129H123ZM127 126H128V128H126ZM217 126L220 128H218ZM57 127H60V128H57ZM31 128H33V129H31ZM65 129H66V131L68 130V132H66ZM72 129H73V132H75V133H77V131H78V133L81 131V133H79V135H78V133L76 135L72 133V136H73L72 137L71 135H69V133L72 132ZM76 129H78V130H76ZM27 130L25 132H27ZM54 130H55V132H54ZM53 135H55L54 138H52ZM96 135L98 136L97 137L98 139L104 137L102 139V141L99 140L102 144H100V142L97 140ZM57 136L59 139H58V141L55 142L54 139H56ZM216 136H218V137H216ZM63 137H64V139H63ZM68 137H69V141H68ZM49 138H51L52 140ZM208 139H207V141H208ZM44 140L45 141L47 140V141L45 142ZM59 140H60V142H59ZM218 140L222 144H220L218 142ZM67 141L70 144V145L68 144V146H67ZM37 142L40 144H38ZM47 142H48V144H47ZM57 143H58V145H57ZM64 143H66V144H64ZM194 145H195V143H194ZM151 146H152V148H151ZM214 146H212L211 148L214 149L217 145L215 147ZM68 147H70L69 150H68ZM183 147H184V150H183ZM35 148H32V149H35ZM65 148H67V149H65ZM150 149H152V150H150ZM179 149L180 150L182 149L183 151H180ZM204 150L206 151V149H204ZM204 150H201L202 153L204 152L203 154H201L199 152V154L201 155L200 159L202 161V163H200V165H202L199 168L200 171H201V169L202 170L205 169L204 164L206 163V161L209 162V160L210 161L212 160V159H210V158H212L211 155L209 158V156H207L209 154H207V152H205ZM90 151H91V154H90ZM210 151H212V150H210ZM87 153H89V155ZM98 153H100V154H98ZM179 154H180L181 158H179ZM83 155H84V157H83ZM202 155H203V157H202ZM229 155L232 157L231 161H230L231 157ZM81 156H82V158H80ZM92 156L94 159L92 158ZM152 156H154V158ZM186 156H188V154ZM227 156L229 157L228 164H227V160H228ZM71 157H72V159H71ZM78 157H79V159H78ZM148 157H151V158L149 159ZM184 157L186 158V159H184L185 161L182 160ZM98 158H99V160H97ZM204 158H207V159H204ZM80 159H81V161H80ZM78 160L83 164L81 165L80 163H78ZM233 161H237V162H233ZM148 162H149V164H148ZM184 162L187 164H185ZM217 162H218V160H217ZM94 163L96 164V166L93 165ZM182 164H184V165H182ZM143 165L145 166V168ZM228 165H231V166H228ZM232 165L235 166L234 168H236L237 171L234 170ZM184 166H186V167H184ZM129 167H131V168H129ZM133 167H134V169H133ZM183 167H184V169H183ZM158 168L160 171H158ZM229 168H230V170H229ZM128 169H129V172H132V173H129L127 171ZM61 170H62L61 172H63V173L66 172L65 174H70L71 172H74L73 171L74 169L71 170V167H65L63 169L61 168ZM127 173L129 174V176ZM141 173H143V174H141ZM201 173L202 172H200V174ZM73 174L74 173H72V175ZM96 174L98 176L99 175L100 176L97 177ZM111 174H112V176H111ZM104 175L106 176V178ZM102 176L104 179L101 178ZM125 176L127 179L125 178ZM145 176H146V178H145ZM96 177L99 179H96ZM191 178L193 179L192 181H191ZM143 180H145V181H143ZM194 180H196V182ZM114 182H116V184ZM188 182H190V183H188ZM246 182H245V185L248 183V182L247 183ZM184 184L186 187L182 186ZM128 185H130V186H128ZM125 187L127 188V190ZM137 187H138V189H137ZM140 187H141V190H143V191H140ZM191 187H193V188L195 187V188L193 189ZM131 188H132L133 192H132ZM110 189L112 190V188H110ZM188 189L189 190L191 189L190 193H189ZM254 189H255V191H254ZM107 190H109V191H107ZM192 190H193V192H191ZM184 191L186 194L184 193ZM140 192H142L141 193L142 195H140ZM191 193H193V194H191ZM124 194H125V196H124ZM136 194H137V197L135 196ZM196 194H197V196H196ZM113 195H115V196H113ZM120 195H121V197H120ZM131 195L133 197H131ZM149 195L151 197H149ZM201 195H203V196H201ZM128 197H130L129 198L130 200L126 199ZM139 197L141 198V200L139 199ZM136 198H138V199H136ZM203 198H206V199H203ZM135 199H136V201H135ZM159 200L163 201V202H160ZM254 200H256V203L254 202ZM252 201H253V203H251ZM131 202L134 204L137 203V205H135V206H134V204L130 205L129 203H131ZM190 202H192V203H190ZM139 203H141V204H139ZM152 203L154 206H152ZM171 203L173 204L174 207L171 205ZM185 203L187 206L185 205ZM155 206H157V207H155ZM188 207H191L190 210L188 209ZM173 208H175V209H173ZM131 209H132V211H131ZM161 209H162V211H161ZM176 209L180 210L182 213L180 214L179 211H178L179 212L178 213ZM168 210H170V211H168ZM213 210H215V211H213ZM252 210H253V212H252ZM158 211H160L161 213H164V214H161ZM138 212L140 213V215ZM170 212H171V214H170ZM175 212L178 213V215L175 214ZM182 214H183V218L185 217V219L182 218ZM215 214H217V215H215ZM163 215H165L166 218H164ZM179 215L181 216L180 218L178 217ZM158 216H159V218H158ZM134 217H135V219H134ZM167 217H168V219H167ZM173 217H175L176 219ZM215 217H216V219H215ZM142 218H144V219H142ZM149 218L150 219L153 218L154 221L153 220L150 221ZM221 218H223V219H221ZM139 219L141 220L142 226H141V224H139L140 223ZM148 219H149V221H148ZM252 219H253V221H252ZM131 220H133V221H131ZM135 220L137 222H134ZM177 220H179V221L185 220L186 222L185 221L178 222ZM215 220H217V222ZM229 221L232 222L233 226L230 225L231 223ZM157 222H159L158 223L159 225L157 224ZM161 222H164L165 225L166 224L167 225L162 227V225H164V223H162V225H160ZM176 222L182 223L181 226L183 228L180 226V224L176 225ZM132 223H135V224H132ZM171 224H173V225H171ZM227 224H229V225H227ZM134 225H136L137 227ZM185 225L187 226V228ZM209 225H210V227H209ZM139 226H141V227H139ZM207 226H208V228H207ZM231 226H232L233 230L231 229ZM234 226H236V227H234ZM169 227L173 230H171ZM166 228H168V229H166ZM140 229H142V230H140ZM201 229H202V231H201ZM157 230L159 233L157 232ZM160 230L162 231V233ZM165 231L167 234H165ZM206 233L208 234V236ZM229 233H230V235H229ZM242 233L245 236H243ZM144 235H146V237ZM158 235L161 237V239ZM201 235H202V237H201ZM138 236H141V237H138ZM239 236H241V237L239 238ZM154 237L159 238L160 241H159V239L154 238ZM165 237H167V238L169 237L170 239L169 238L167 239ZM208 237H209V240H208ZM142 238H145V239H142ZM171 238H173V241H171ZM164 239H166V240H164ZM239 239H240V242H239ZM115 241L117 243L119 241V243L117 244V243H115ZM141 241H143V242H141ZM182 243H184V244H182ZM178 244H180V245H178ZM160 245H162V246H160ZM74 246H76V245H74ZM122 248L123 249L125 248V254L123 252L122 253L120 252L122 250ZM156 249L159 251L156 252ZM159 253H161V254H159ZM148 254H151V255H149V257H148ZM145 255H147V256L145 257ZM170 258L173 260H171Z\"/></svg>","mask_w":264,"mask_h":264},{"label":"built area","instance_id":"obj_3","mask_svg":"<svg viewBox=\"0 0 264 264\" xmlns=\"http://www.w3.org/2000/svg\"><path fill=\"white\" fill-rule=\"evenodd\" d=\"M177 114L179 115L180 119L183 121L184 124H190L191 121L189 119V110L183 106L178 107Z\"/></svg>","mask_w":264,"mask_h":264},{"label":"crops","instance_id":"obj_4","mask_svg":"<svg viewBox=\"0 0 264 264\" xmlns=\"http://www.w3.org/2000/svg\"><path fill=\"white\" fill-rule=\"evenodd\" d=\"M111 1L114 2L115 5L119 2V0H111Z\"/></svg>","mask_w":264,"mask_h":264}]
</instances>
